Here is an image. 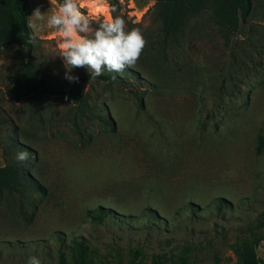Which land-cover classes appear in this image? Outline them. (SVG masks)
Segmentation results:
<instances>
[{
  "label": "rangeland",
  "instance_id": "obj_1",
  "mask_svg": "<svg viewBox=\"0 0 264 264\" xmlns=\"http://www.w3.org/2000/svg\"><path fill=\"white\" fill-rule=\"evenodd\" d=\"M55 2L28 0L29 25L34 8L54 11ZM82 2L93 19L115 5L146 44L115 73L123 85L70 73L113 133L77 114L55 30H41L31 56L49 76L40 97L14 87L28 53L0 48V167L20 164V146L42 188L0 195V264L30 255L61 264L60 254L77 264L73 240L87 246V264H237L231 245L264 211V146L255 151L264 137V13L228 34L203 10L165 46L156 0ZM256 255L264 264V240Z\"/></svg>",
  "mask_w": 264,
  "mask_h": 264
},
{
  "label": "trees",
  "instance_id": "obj_2",
  "mask_svg": "<svg viewBox=\"0 0 264 264\" xmlns=\"http://www.w3.org/2000/svg\"><path fill=\"white\" fill-rule=\"evenodd\" d=\"M155 18L161 24L163 45L169 46L183 37L189 20L203 10H212L219 26L228 34H234L238 25H244L256 11L264 13V0H156ZM29 25L28 0H0V48L8 45L22 47L29 55L27 61L19 65L13 76L14 87L27 95L40 97L48 89V74L32 59L35 43H29L31 32ZM105 82L123 85L124 81L115 73L102 74L97 77ZM79 80V79H78ZM77 80V81H78ZM63 87L70 96L80 119L97 120L109 132L114 126L101 114L94 112L89 104V95L76 82L63 80ZM264 146V137L258 136L256 153ZM17 149L23 150L20 146ZM27 162L13 163L0 167V195L4 192H36L42 190L28 176L25 170ZM101 221V216L96 217ZM264 240V211L259 214L254 225H248L240 237L231 245V251L237 264H263L256 255V248ZM77 264L88 263V248L82 241H71ZM138 252V251H136ZM59 261L65 264L64 255ZM171 264H194L184 257H179Z\"/></svg>",
  "mask_w": 264,
  "mask_h": 264
},
{
  "label": "clouds",
  "instance_id": "obj_3",
  "mask_svg": "<svg viewBox=\"0 0 264 264\" xmlns=\"http://www.w3.org/2000/svg\"><path fill=\"white\" fill-rule=\"evenodd\" d=\"M55 10L41 12L33 9L29 43H35L42 29H53L61 38L58 55L65 66L64 79L76 82L70 74L73 68H84L90 77H98L103 71L122 72L140 57L146 40L137 28H128L123 16L112 5L103 18H90L82 9V0H56ZM47 12V14H46ZM30 153L20 150L15 159L29 160ZM25 264H42L36 255L27 257Z\"/></svg>",
  "mask_w": 264,
  "mask_h": 264
}]
</instances>
